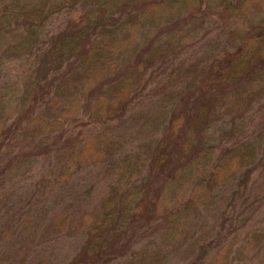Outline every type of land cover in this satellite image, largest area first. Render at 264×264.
<instances>
[{
	"label": "trees",
	"instance_id": "obj_1",
	"mask_svg": "<svg viewBox=\"0 0 264 264\" xmlns=\"http://www.w3.org/2000/svg\"><path fill=\"white\" fill-rule=\"evenodd\" d=\"M5 1L0 163L11 143L31 141L58 155L53 184L41 179L48 190L66 191L76 169L102 176L74 184L73 220L55 217L95 255L73 264H112L126 250L117 264H170L177 255L231 264L239 250L259 248L256 228L245 243L237 234L217 246L209 239L224 222L225 188L233 197L254 170L264 174V127H244L264 108V0ZM76 11L48 33L54 16ZM67 123L78 129L66 134ZM13 158L3 160L0 188ZM103 180L99 207L81 208ZM18 227L3 222L0 245ZM146 234L156 237L138 245Z\"/></svg>",
	"mask_w": 264,
	"mask_h": 264
},
{
	"label": "rangeland",
	"instance_id": "obj_2",
	"mask_svg": "<svg viewBox=\"0 0 264 264\" xmlns=\"http://www.w3.org/2000/svg\"><path fill=\"white\" fill-rule=\"evenodd\" d=\"M2 5L8 7L9 3L7 1L0 2V7ZM78 12L76 11L70 16H66V14L54 16L47 26L48 33H54L64 28L69 19H76ZM14 68L13 63L8 65L7 72L10 76L14 74ZM191 102L190 99L189 105ZM227 119L223 118L221 121ZM70 126L72 125L67 123L62 130L67 134L68 130L73 132L78 129H70ZM258 126L260 128L264 127V108L257 109L254 114L251 113L244 123L247 132L256 129ZM222 129L223 126H216L215 136ZM29 142L17 143L16 141L15 144L11 143L9 147L2 150V164H4L3 160L9 161L16 154H19L20 157L15 156L12 159L10 170H6V173H9L6 175L5 186L0 188V225L5 221L18 220L20 227L8 236L10 238L8 244L6 243L9 240H5L0 245V264H73L76 261L88 259V257H95L94 254H86L85 244L81 245L83 238L78 236L79 231L75 229L76 234H74L67 230V226L62 228V225L59 221L57 222L55 217L61 216L66 218L67 221L73 220L79 207L74 202L73 194H69L73 193L74 184H84V181L88 182L95 178H102V176L98 175L97 171L87 173L84 170L76 169L74 178H70L67 181L66 191L59 189L60 185L59 187L53 186L52 189L48 190L44 187L41 179L45 175L44 177L50 179V181L46 182L53 184L52 179L58 173L56 171L59 164V161L57 162L58 155L51 152L49 156H45V154L40 152V149L33 147L35 142ZM35 152L41 155L37 156ZM2 164L0 163V172L4 170ZM49 169L52 170L50 174ZM54 172L55 174H53ZM63 177L62 180H65L66 176ZM7 178L9 179L7 180ZM105 181H100L98 192L93 194L90 199H85L81 204L79 203L81 208H85V206L91 208L93 206V209H97L99 207ZM154 181L157 184L159 183L158 180ZM69 185L72 186L69 187ZM145 187L147 189L151 188L148 185ZM231 193V189L226 190L225 188L227 198L223 200V205L221 206L223 213H225L224 222L216 226L213 232L215 234L214 237L209 239L215 245H221L230 240L233 238V234L238 235L237 239L240 243H245L249 238L250 229L253 228L264 233L263 172L254 170L249 176L245 188L241 187L237 193L234 192L233 197L230 196ZM215 213L214 210L212 215ZM209 216H211V213ZM238 219H244L243 226L238 225ZM55 222L58 225H54L52 228ZM235 227V231L227 234L229 230ZM133 234L134 232L131 231L129 236ZM154 236L156 237V234H146L139 239L138 245L146 240H151L150 238ZM108 247L115 250L118 247V242L112 244V247L111 245H108ZM124 252L126 253H123L124 255L122 253L119 254V252L116 253L115 256L117 257L112 264H117L118 260L127 258L128 251ZM183 258H185L183 255H177L170 260V264H187ZM231 260V264H264V234L259 248L248 247L239 250L237 254L233 255ZM93 262H101V258L99 260L97 258L93 259Z\"/></svg>",
	"mask_w": 264,
	"mask_h": 264
}]
</instances>
